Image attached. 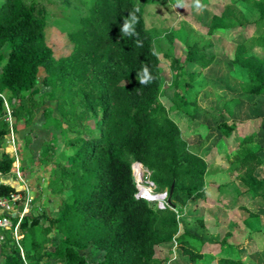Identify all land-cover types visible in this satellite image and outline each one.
Here are the masks:
<instances>
[{
	"label": "trees",
	"instance_id": "trees-1",
	"mask_svg": "<svg viewBox=\"0 0 264 264\" xmlns=\"http://www.w3.org/2000/svg\"><path fill=\"white\" fill-rule=\"evenodd\" d=\"M144 8L136 0H94L88 15L72 30V54L56 60L46 41L44 10L24 0H5L0 6V51L7 50L4 60L0 55V170L10 174L15 162L5 150L9 124L1 94L10 91L12 100H25L38 83L41 67L46 71L44 83L52 88L46 96L60 102L69 128L85 129L89 135L69 141L71 162L61 163L50 181L52 190L68 192L57 215L28 213L21 223V243L30 264H43L44 258L91 264L83 253L91 245L104 251L97 264H166L156 250L173 242L191 259L202 258L204 240L181 230L179 214L190 199L206 197L208 163L190 149L160 100L164 87L161 60L147 30ZM258 9L255 24L264 40V2H259ZM133 16L134 34L126 36L122 26ZM249 23L237 8L228 7L214 17L208 33H225ZM209 48L195 43L188 47L184 60L169 59L177 76L185 73L188 92L201 71H186L185 66L195 64L202 70L210 66L216 56ZM233 62L247 71L245 91L261 94L264 58L250 54L241 44ZM145 67L152 79L141 84L139 76ZM91 119L94 129L85 124ZM59 126L67 131L62 123ZM236 127V123L219 125L228 138ZM252 137L247 135L240 142L242 151L233 164L243 171L247 192L258 197L264 196V176L256 171L264 166V159L249 146ZM133 163L151 172L158 192L170 193L173 187L175 209H161L157 200L137 197ZM2 191L5 195L25 193L10 184H3ZM2 255L3 264H25L10 234L3 242ZM244 263L241 256L221 259V264Z\"/></svg>",
	"mask_w": 264,
	"mask_h": 264
},
{
	"label": "rangeland",
	"instance_id": "rangeland-1",
	"mask_svg": "<svg viewBox=\"0 0 264 264\" xmlns=\"http://www.w3.org/2000/svg\"><path fill=\"white\" fill-rule=\"evenodd\" d=\"M4 1L0 0V6ZM24 1L44 10L41 18L46 23V41L54 51L55 59L70 56L73 52L72 30L88 15L94 0ZM259 2L264 0H136L138 5H145L147 30L161 60L164 87L160 100L179 125L190 149L208 163L206 197L192 198L186 214L185 208L179 214L181 230L193 225L191 229L204 240L202 258L191 259L173 242L156 250V256L165 259L166 264H221L223 258L239 256L243 257L244 264H264V196L253 197L247 192L243 171L235 169L233 164L235 155L242 151L239 144L247 135H253L249 146L264 159V91L259 95L247 93V71L233 62L241 44L250 54L264 58V40L255 24L259 17ZM228 7L237 8L250 23L246 27L210 35L208 29L214 17ZM235 16L242 17L239 13ZM195 43L200 47L209 46L208 51L216 57L203 70L198 65L186 64V71H201L188 92L185 73L177 76L169 59L176 56L184 60L188 47ZM6 53V48L0 51L2 60ZM45 76L46 71L41 67L38 83L26 93L25 100H12L10 91L1 94L9 124L5 150L14 153L8 149L10 145L14 146L13 137V148L18 153L23 177L30 189L29 213L34 216L44 212L57 215L68 192L52 190L50 181L61 163L71 162L73 151L69 141L79 135L89 136L85 129L69 128L60 102L46 96L52 88L44 83ZM61 123L67 131L61 129ZM222 123L237 124L230 138L220 131ZM85 124L95 128L93 119ZM50 143H53L52 148L46 153ZM135 164L133 175L139 193L145 188L160 193L150 179L151 172L140 165L143 171L140 179L134 172ZM256 172L263 177L264 166ZM16 189H20L19 186ZM22 196L19 208L24 206L27 192ZM192 211H196V216ZM83 253L91 264H97L104 256V251L95 245ZM42 262L65 264L53 258H44Z\"/></svg>",
	"mask_w": 264,
	"mask_h": 264
},
{
	"label": "built area",
	"instance_id": "built-area-1",
	"mask_svg": "<svg viewBox=\"0 0 264 264\" xmlns=\"http://www.w3.org/2000/svg\"><path fill=\"white\" fill-rule=\"evenodd\" d=\"M12 143L15 146V139L12 137ZM13 146V147H14ZM15 162L13 164V168L11 173L16 176V180L22 183V187L18 189V191L27 192V196L25 199V204L22 208H19L18 203L22 200L23 196L21 192H14L10 195H5L2 191V185L4 184L3 177L5 174L0 170V264L4 263V258L2 255V246L3 242L6 240L7 235L10 234L11 237L15 240L18 247L21 250L22 258L25 264H30L25 257V252L21 243V239L24 234L21 228V223L24 220L25 216L29 213V205H30V189L29 186L23 177V172L20 165V160L18 157V153L14 151ZM159 194V193H158ZM164 196L159 197L157 199L158 206L161 209H165L167 207H171L168 203V192L161 193ZM137 197L146 198L142 193H137ZM150 200V198H146ZM175 209V208H173ZM177 244V242H175Z\"/></svg>",
	"mask_w": 264,
	"mask_h": 264
},
{
	"label": "clouds",
	"instance_id": "clouds-1",
	"mask_svg": "<svg viewBox=\"0 0 264 264\" xmlns=\"http://www.w3.org/2000/svg\"><path fill=\"white\" fill-rule=\"evenodd\" d=\"M178 2H182V0H178ZM135 20V17H132L131 21H125L121 31L123 32L124 35L126 36H131L134 34L133 30V22ZM139 44V41L137 42ZM152 77L149 74V71L147 67L143 68L142 74L139 76V81L141 84H147L151 81Z\"/></svg>",
	"mask_w": 264,
	"mask_h": 264
},
{
	"label": "crops",
	"instance_id": "crops-1",
	"mask_svg": "<svg viewBox=\"0 0 264 264\" xmlns=\"http://www.w3.org/2000/svg\"><path fill=\"white\" fill-rule=\"evenodd\" d=\"M8 149H12V150H16L15 148H13V146H11L10 145V147H8ZM14 154H15V152L14 153H11V155L14 157ZM3 181H4V184H10V185H12L13 187H15L16 188V186H19V188H21L22 187V185H21V183L18 181V180H16V176L13 174V173H10V174H8V175H5L3 178ZM190 201H191V199H190ZM190 203V202H189ZM188 208H189V204L185 207V211H184V214H186V211H188ZM192 212H194V216H196V211H192ZM193 225H189V227H186V229L185 230H189V231H191V232H194L195 234H196V231L195 230H192L191 229V227H192ZM183 231V230H182ZM166 245V244H165ZM161 246H163V245H161Z\"/></svg>",
	"mask_w": 264,
	"mask_h": 264
},
{
	"label": "bare ground",
	"instance_id": "bare-ground-1",
	"mask_svg": "<svg viewBox=\"0 0 264 264\" xmlns=\"http://www.w3.org/2000/svg\"><path fill=\"white\" fill-rule=\"evenodd\" d=\"M134 172H135V174H136L137 176L140 177V179H142L143 171H142L140 165H138V164H135V165H134ZM141 193H142L146 198H153V197L156 195V193H155L152 189H150V188H145V189H143V192H141Z\"/></svg>",
	"mask_w": 264,
	"mask_h": 264
},
{
	"label": "water",
	"instance_id": "water-1",
	"mask_svg": "<svg viewBox=\"0 0 264 264\" xmlns=\"http://www.w3.org/2000/svg\"><path fill=\"white\" fill-rule=\"evenodd\" d=\"M172 191H173V187L170 190V193H168V203L171 205L172 208H175V204L172 201ZM164 196V194H156L153 198H150V200H157L159 197Z\"/></svg>",
	"mask_w": 264,
	"mask_h": 264
}]
</instances>
